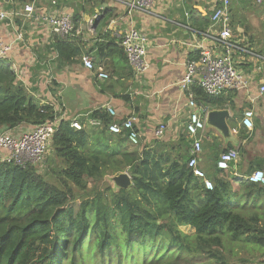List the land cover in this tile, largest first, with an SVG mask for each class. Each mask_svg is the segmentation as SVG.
Returning a JSON list of instances; mask_svg holds the SVG:
<instances>
[{
    "label": "trees",
    "instance_id": "1",
    "mask_svg": "<svg viewBox=\"0 0 264 264\" xmlns=\"http://www.w3.org/2000/svg\"><path fill=\"white\" fill-rule=\"evenodd\" d=\"M83 1L103 6L106 0ZM102 10L98 38L114 16ZM116 39L88 50L82 34H54L45 47L63 65L94 50L128 64ZM12 65L0 60V128L47 121L57 127L50 172H41L52 162L49 154L42 164L0 159V264H240L236 247L264 252V186L238 180L235 188L216 176L208 189L188 166L189 151L181 152L191 138L182 135L172 151L163 143L137 151L125 133L109 130L114 118L105 108L78 120L84 127L76 129L54 104L34 96ZM191 90L204 108H237L236 92L213 96L198 82ZM122 172L132 178L130 189L105 181Z\"/></svg>",
    "mask_w": 264,
    "mask_h": 264
},
{
    "label": "crops",
    "instance_id": "2",
    "mask_svg": "<svg viewBox=\"0 0 264 264\" xmlns=\"http://www.w3.org/2000/svg\"><path fill=\"white\" fill-rule=\"evenodd\" d=\"M29 1L33 0H0V8H11ZM129 1L106 0L103 6L82 0H38V4L45 8L67 10L74 17L79 14L78 23L84 28L82 35L87 40L88 50L94 45L97 49L98 43L111 38L120 41L118 36L124 29L137 27L150 40L146 56L147 69L142 73L134 72L126 60L119 56H105L95 50L88 53L95 60L94 70L86 68L82 58L63 65L56 60V54L48 52L45 47L51 41L48 30L36 26L24 28L27 41L14 44L9 60L12 66L18 68L21 73L19 78L29 91L42 102L54 104L62 112V118L71 121L88 119L94 110L111 106L117 111L119 119L132 114L138 117L136 125L140 142L137 151L152 149L161 143L168 146L167 150L172 151L174 147L179 149V139L182 135L188 136L184 128L190 111L187 96L180 89L179 81L185 74L187 60L199 55L196 47L212 45L206 33L213 30L209 19L213 0H155L150 13L129 11ZM250 1L254 0H231L232 25L236 37L247 40L253 51L263 59L243 63L244 70L252 72V85L249 91L236 92V109L229 107L230 137H225L217 128L208 125L201 135L203 149L199 156V165L209 179L216 176L230 179L235 188L239 186L238 180L245 181L246 176L256 168L264 169V94L259 92L264 82V51L252 45L257 42L256 33L246 31L241 26L243 21L235 25L239 16L243 15L244 5ZM255 1L264 5V0ZM81 4L85 6V12ZM102 9H112L114 16L105 26H100L104 32L107 30L101 36L109 32L107 36L98 38L96 30L101 20L91 30L86 27L85 21L97 14L103 16ZM206 20H209L208 25H205ZM14 36L12 29L7 32L9 41L14 40ZM99 69L107 72L109 78H99ZM243 105L253 108L255 112L252 130L242 122L244 111L240 112V109H243ZM161 123L167 124V129L164 136L159 138L155 131ZM33 127L31 124H22L11 130L19 134ZM2 130L4 128H0V132ZM181 144V152L188 153L190 148ZM229 148L238 149V162L231 170H221L217 167V161L220 154ZM110 177L107 176L105 181L114 188Z\"/></svg>",
    "mask_w": 264,
    "mask_h": 264
},
{
    "label": "built area",
    "instance_id": "3",
    "mask_svg": "<svg viewBox=\"0 0 264 264\" xmlns=\"http://www.w3.org/2000/svg\"><path fill=\"white\" fill-rule=\"evenodd\" d=\"M154 2L155 0H131L127 6L129 11L150 13ZM100 17L101 14H97L87 19L86 27L93 29ZM209 19L213 30L206 34L211 39L212 45L196 47L199 56L187 60L185 74L179 81V86L186 94L190 108L184 128L187 135L192 138L188 166L195 176L203 180L206 188L213 189V181L207 177L206 172L199 165V156L203 149L201 135L208 127L207 112L210 109L198 104L191 90L192 84L198 82L206 93L213 96L241 90L249 91L253 79L252 72H246L243 63L253 59H263V57L261 58L253 51L247 40L236 37L232 25L231 0H213ZM26 26L45 28L50 34L49 40L54 34L62 37L78 36L83 34L84 29L82 25L76 26L71 12L56 7H42L38 4V0L14 5L11 8H0V60L10 58L16 42L26 43L24 30ZM11 29L15 36L14 40L9 41L7 32ZM118 37L132 70L136 73L144 72L147 69L146 56L150 45L148 35L137 27L131 26L124 29ZM82 61L89 70L95 69V60L92 56L84 55ZM257 67L256 64L255 68ZM15 70L19 71L17 68ZM97 76L101 79L109 78L108 73L103 69L98 70ZM259 92L264 94V82L260 85ZM105 109L114 118L109 130L113 133H125L131 144L138 145L140 142V133L136 125L138 117L132 114L119 119L114 108L106 106ZM254 116L253 108H247L243 112L242 122L250 130L254 126ZM89 124L97 125L100 122L89 119ZM72 126L76 129L84 127L78 120H73ZM56 127V121H47L19 134H15L11 129L1 131L0 150L3 153H0V159L18 164L26 162L42 164L51 151ZM166 129L167 124L161 123L156 128V136L163 137ZM238 159V149L229 148L220 154L217 167L221 170H231ZM245 180L264 186V169L256 168L246 176Z\"/></svg>",
    "mask_w": 264,
    "mask_h": 264
},
{
    "label": "rangeland",
    "instance_id": "4",
    "mask_svg": "<svg viewBox=\"0 0 264 264\" xmlns=\"http://www.w3.org/2000/svg\"><path fill=\"white\" fill-rule=\"evenodd\" d=\"M243 15H240L238 20H236V24H240L241 21H243L242 25L243 28H246V31L251 33V30L256 33V40L257 42H254L252 44L253 46H257V50H263L264 51V5L259 4L258 2L250 1V3H246L243 8ZM245 22L250 23V25L246 24ZM251 42V41H250ZM249 107H246L243 105V109H240V112H243L245 109ZM51 154V155H50ZM54 154L50 151L49 158L52 159V162L49 164V168L47 169L44 167L41 169V172H50L51 171V165L53 164V158ZM48 178L51 180H54L52 175H48ZM76 206L79 205V201H76L74 203ZM237 248V256L235 259H238L237 262H241L240 264H264V252H250L247 248L244 247H236Z\"/></svg>",
    "mask_w": 264,
    "mask_h": 264
},
{
    "label": "water",
    "instance_id": "5",
    "mask_svg": "<svg viewBox=\"0 0 264 264\" xmlns=\"http://www.w3.org/2000/svg\"><path fill=\"white\" fill-rule=\"evenodd\" d=\"M101 17H103L101 15ZM231 112L229 108L210 109L207 112V124L217 128L225 137H230L231 128L228 123V118ZM110 180L114 184V189H130L132 187V178L128 172H122L111 176Z\"/></svg>",
    "mask_w": 264,
    "mask_h": 264
}]
</instances>
